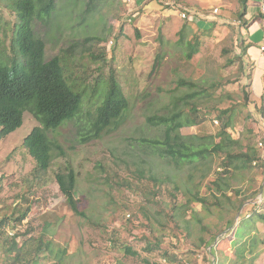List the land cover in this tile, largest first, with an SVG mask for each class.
I'll use <instances>...</instances> for the list:
<instances>
[{
  "label": "rangeland",
  "instance_id": "1",
  "mask_svg": "<svg viewBox=\"0 0 264 264\" xmlns=\"http://www.w3.org/2000/svg\"><path fill=\"white\" fill-rule=\"evenodd\" d=\"M10 1L0 0L2 50L16 21ZM89 1L55 0L48 23H35L45 60L57 57L68 83L85 89L80 115L94 113L102 98L93 89L97 84L104 91L110 78L129 108L116 128L86 143L79 136L86 124L77 117L48 132L62 155L55 149L45 172L23 146L38 126L29 113L20 128L0 139V220H9L5 233L17 235L21 247L13 260L4 253L10 239L3 242L0 235V264H264V225L253 217L264 215L259 0L244 1L245 16L242 0H95L85 13ZM188 42L198 46L191 59ZM249 45L259 53L243 50ZM178 100L180 121L190 123L180 130L188 144L210 149L228 118V135L243 143L232 151L248 145L261 163L225 170L221 155L175 167L154 156L144 141L162 139L164 129L146 119L170 116ZM191 106L199 113L196 125ZM68 170L76 177L82 216L69 208L55 180ZM26 208L25 220L15 222Z\"/></svg>",
  "mask_w": 264,
  "mask_h": 264
},
{
  "label": "trees",
  "instance_id": "2",
  "mask_svg": "<svg viewBox=\"0 0 264 264\" xmlns=\"http://www.w3.org/2000/svg\"><path fill=\"white\" fill-rule=\"evenodd\" d=\"M245 0H242L246 14ZM247 1V0H246ZM96 1L90 0L85 8V13H90L96 7ZM10 8L14 13L15 23L13 24L11 39L6 49L0 47V139L7 137L23 124L24 113H29L38 123L23 141L28 155L35 161L38 171L45 172L49 169L52 160V152L56 149L62 155V150L54 141L50 140L47 133L55 131L67 121L78 118L79 122L86 124L82 133L79 134L80 142L100 138L104 131L116 128L123 119L124 113L129 108V101L123 94L117 81L110 78L106 89L99 90L97 84L93 92L97 93L96 98H102L94 113L88 111L80 115L83 104L85 89H77L68 83L59 59L54 57L45 60V42L36 35L35 23L46 24L55 10V0H11ZM191 21V18H187ZM187 58L197 53L198 46L187 43ZM245 47L243 50L249 49ZM185 85V81H181ZM190 96L180 98L185 102ZM192 97V95H191ZM175 110L170 116L151 115L146 122L150 127H163V138L144 141L147 148L154 156L169 160L172 166L199 161L207 156H224L221 166L223 169L233 167L236 170L252 168L253 163L260 164V155L250 146L244 147L245 151L235 153L233 149L242 148L240 140L232 139L227 130L231 126V119L222 120L221 127L213 138L209 147H194L187 143V139L180 134V130L190 123L182 122L181 111L177 108L180 101L173 103ZM179 104V105H178ZM190 116L192 125L199 123L198 112L191 106ZM226 112H222L224 114ZM220 118L221 117H217ZM191 138V137H189ZM212 136L211 139L213 140ZM192 139V138H191ZM226 174L227 171H223ZM55 180L60 193L65 197L67 205L76 215H83L79 211L78 200L75 198L76 177L72 170L66 173H57ZM218 192L222 189L217 181L214 182ZM194 201L203 205L205 200L193 195ZM29 208L19 212L15 222L25 220ZM264 225V215L253 213ZM9 223L7 218L0 220V235H5L3 242L10 239L9 246L4 250L5 255L13 256L17 260L21 247L16 242L17 235L7 237L5 227ZM39 249H37L38 251ZM42 251V250H41ZM15 252V253H14ZM132 253L131 249H126ZM213 250V254H214ZM212 253V250H211ZM215 257V256H214ZM210 264V262H209ZM213 264H218V262Z\"/></svg>",
  "mask_w": 264,
  "mask_h": 264
},
{
  "label": "built area",
  "instance_id": "3",
  "mask_svg": "<svg viewBox=\"0 0 264 264\" xmlns=\"http://www.w3.org/2000/svg\"><path fill=\"white\" fill-rule=\"evenodd\" d=\"M259 3H260V7H259V9H260V11L264 14V1L263 0H259ZM214 12H218V9H215L214 10ZM182 18H185V14L183 13L182 15ZM264 50V47H261L260 48V52L261 51H263ZM213 123L215 124V125H218V121L217 120H213ZM263 145V143L262 142H260L259 143V146L261 147ZM257 164V162H254L253 163V165L255 166Z\"/></svg>",
  "mask_w": 264,
  "mask_h": 264
},
{
  "label": "crops",
  "instance_id": "4",
  "mask_svg": "<svg viewBox=\"0 0 264 264\" xmlns=\"http://www.w3.org/2000/svg\"><path fill=\"white\" fill-rule=\"evenodd\" d=\"M256 1H257V0H256ZM249 15H250V14H249ZM256 50H257L256 47H252V46H251L247 51H248V54H251V55H255V54H256V55H257V53H259V52H258V50H257V51H256ZM256 52H257V53H256Z\"/></svg>",
  "mask_w": 264,
  "mask_h": 264
}]
</instances>
